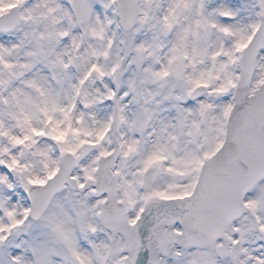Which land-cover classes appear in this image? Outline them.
Listing matches in <instances>:
<instances>
[{
  "label": "snow or ice",
  "instance_id": "1",
  "mask_svg": "<svg viewBox=\"0 0 264 264\" xmlns=\"http://www.w3.org/2000/svg\"><path fill=\"white\" fill-rule=\"evenodd\" d=\"M0 264H264V0H0Z\"/></svg>",
  "mask_w": 264,
  "mask_h": 264
}]
</instances>
